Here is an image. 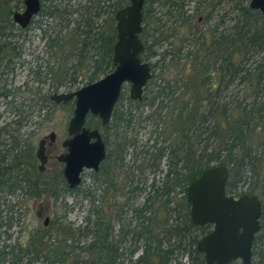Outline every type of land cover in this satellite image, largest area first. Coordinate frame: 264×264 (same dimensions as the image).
<instances>
[{"label":"rangeland","instance_id":"374dc122","mask_svg":"<svg viewBox=\"0 0 264 264\" xmlns=\"http://www.w3.org/2000/svg\"><path fill=\"white\" fill-rule=\"evenodd\" d=\"M4 1L0 0V46H3L0 53V156H6L1 166L9 167V172L6 176L8 180L0 184V264H11L13 252L19 254L20 249L25 251L28 247L25 242L33 234L36 236L41 229L49 228L44 224L45 216H49L53 222L47 230L48 235L59 234V229L62 230L61 234H54L62 246L66 233H72L69 245L73 256L79 253L80 260L91 261L94 254L85 248L93 239L92 235L86 234V229L92 228L102 212L112 222L111 242L119 248V258L114 264H136L145 244L142 241L135 245L131 235L124 239L121 233L122 229L135 231L141 226L142 220L135 211L150 199L149 207L156 209L159 216L160 227L159 230L156 227L155 236L161 237L163 250L165 247L167 249L168 242L161 233L165 230L166 221L169 219L172 225L176 218L171 217V214H163L169 207L163 206L165 199L153 195L152 186L161 187L168 171L170 147L179 142L178 134H171L174 128L170 121L179 113L176 98H180V103L182 99L188 98L182 89V80L191 75V68L189 70L187 65L190 63L189 56L200 50L199 37L208 36L211 39L216 30L217 40L228 36L232 43L237 31L244 27L247 9L255 12L249 8L252 0H172L183 4L184 17L190 19L189 23L176 13L173 17L170 15L167 0H156L152 4L151 18L146 22L143 20V34L146 35L140 37L143 44L152 46L142 57L144 62L150 64L153 75L144 90L146 98L137 106L138 102L130 98V84H126L116 109L119 115L131 112L135 117L134 125L126 128L124 123L118 124L112 119L109 129L101 125L98 127L104 138H108V152L110 145L117 142V137H126L127 140L124 168L110 165L112 159L107 162V167L112 168V175L118 177V190L116 193L110 191L104 198L102 193L106 185L96 181L95 175L98 173L91 170L84 171L78 188L71 191L65 189L66 183L62 176L64 165L58 162L57 157L65 151L62 143L68 138L67 128L73 117L75 103L57 105L51 97L73 93L89 85L90 77L95 73L98 54L91 44L93 40L88 36L91 33L96 38L102 29L112 25L116 28L117 22L111 21L113 8H110L114 0H41L43 10L26 29H21L13 21L14 13L24 9V0H9L8 4H4ZM50 6L57 7L59 13L56 16L44 13ZM101 7L104 14L100 11ZM251 25L256 26V21H251ZM250 29L247 25V30ZM172 32V38L159 40L161 35ZM71 33L77 35V50L73 46L70 49L68 45ZM54 40L69 47L60 49L52 44ZM83 40L86 46L91 44L86 51L80 47ZM210 46L211 40H208L205 45L207 48L203 46V49L207 50ZM220 47L224 48L218 44L216 56H209L201 49L203 59L199 61V70H209L204 77L213 75L214 87L209 84L201 90L203 102L200 111H210L212 103L221 109L226 108L230 114L236 109H243L250 124L248 144L257 158V174L246 176L251 177L247 178L250 183L260 186L255 193L264 206V51H250L243 72L233 77L231 70L226 72L223 69L226 57L220 53ZM80 62L84 67L82 72L76 70ZM262 73L259 89L253 88V84L260 82L257 77ZM108 74L98 75L97 81ZM169 82L170 91L174 93L167 95L170 91L161 88ZM153 97L157 100L151 105ZM216 122L211 118L205 125L198 124L193 129L194 135H201L200 147L206 144L209 149L218 147V138L210 136L209 132L201 134L206 129L211 131ZM94 124L88 126L96 128ZM2 129H5V133H1ZM52 132L58 135L57 141L51 150L45 173H40V162L36 158L39 142ZM171 136L172 140L169 139ZM156 146H165L167 151L158 168L152 166L158 149ZM27 154L29 159H25ZM22 155L25 157L19 166L15 164L16 158ZM225 155L226 152L223 153ZM227 167L231 168L229 165ZM24 174L30 181L33 180V184L24 181ZM101 176L103 180L104 176ZM129 177L133 179V187L139 188L134 194L130 193ZM34 181L39 184L34 186ZM247 185L240 184L238 191L246 190ZM44 188L47 191L42 192ZM52 192L57 198L52 196ZM115 198L117 201L112 202ZM170 198V207H182L183 194L178 188ZM40 212L43 214L42 219L38 217ZM262 225L263 242L255 247L252 264H264V212ZM198 235L200 239L204 236L201 232ZM76 246L82 248L83 252L76 251ZM22 259L16 264L27 263L25 258ZM169 264H191L187 250H175ZM233 264L243 263L236 261Z\"/></svg>","mask_w":264,"mask_h":264},{"label":"trees","instance_id":"16d2710c","mask_svg":"<svg viewBox=\"0 0 264 264\" xmlns=\"http://www.w3.org/2000/svg\"><path fill=\"white\" fill-rule=\"evenodd\" d=\"M156 0H146L144 7V22L151 18L153 14L152 4ZM9 0L4 1V4H8ZM113 4L110 5V8H113V15L111 17L112 23H114L115 15L120 10L129 5V0H114ZM170 9V15L173 17L174 13L178 14L179 17L185 19L186 23H189L190 19L188 17H184L185 13L183 11V4L173 2L172 0H167V3ZM43 10V6H42ZM102 14L105 11L100 9ZM248 16L246 17V21L244 23V27L237 31L236 35L232 43H230V39L228 36H222L218 40V44L220 46H224L221 49L220 53L224 54L226 57V62L223 65V69L228 72V70L232 71V76L237 77V75L241 74L244 70V66L247 60V55L250 51H264V18L260 12L255 11L252 12L247 9ZM49 16H56L59 11L57 7L50 6L45 12ZM10 14V11H9ZM114 17V18H113ZM255 19V20H254ZM251 21H256V26L251 25ZM247 25L250 26V30H247ZM96 38H93L91 33L88 38L92 41V45L97 51V59L95 60V73L92 74L89 80V84L95 83L98 80V75L100 74H108V71L112 72L115 67L113 65V53L114 46L117 42V30L115 26H109L108 29H102ZM73 35V36H72ZM146 35V33H142L141 36ZM77 35L73 33L69 34L68 41L69 46L78 49L77 41L75 39ZM140 36V37H141ZM174 33L167 35H161L160 41H166L168 38H172ZM205 37L202 38V43L204 45ZM84 42V43H83ZM52 44L58 48L69 47L68 45H62L58 40L52 41ZM87 44L86 41H82L81 50L86 51L87 48L91 45ZM145 51H150L152 46H148L144 44ZM3 46H0V53L3 51ZM142 54V57L145 54ZM71 52V50L69 51ZM209 56L213 54V47L210 46L208 49ZM200 54H196L195 52L189 56V64L188 69L191 68V75L182 80V89L185 91L186 95H188L187 100H183L180 103L179 99L177 104L179 108V113L174 115L173 120L170 121L172 123L171 131L172 135L178 134L179 142L174 143L173 147H170V157L168 162V171L165 176V180L163 181L161 187H156L154 184L153 195L155 194L157 197L161 199H165L163 201V206L165 208L169 207L168 210L163 211V214H171V217L174 216L176 221L170 225L169 219L166 221V226L163 235L164 240L168 242L167 249L163 250V242L158 237L155 236L156 227L159 230L160 224L158 223V212L156 209H152L149 207L150 200L140 209H137L136 216L140 220H142L141 226L137 227L135 231H129L122 229L121 235L124 239H126L129 235L132 236V241L135 245L140 242H144L145 248L143 254L137 260L136 264H169L171 262V256L174 254L175 250H187L188 256L191 259V264H206L204 255L197 251V244L199 242L198 232H201L202 235L208 234L211 226L199 227L191 222L190 217V203L187 200L186 189L187 187L199 178L202 173L215 166H231L230 171V180L227 184V194L231 195L233 191L239 187L240 184H250L253 185L249 190V195H255L256 190L260 188L258 183H250L247 178H251L252 176L257 174L256 171V162L257 158L253 155L251 145L248 144V130L250 127L249 122L247 121V117L243 109H236L234 113L230 114L226 108L221 109L212 103L210 107V111L203 113L201 112V104L203 102L202 97L200 96L201 90L211 84V75H204L209 71H205L200 73L199 66L200 60H202ZM80 62L76 66V70H80L81 72L84 70L83 65ZM262 74H259L257 79H259L258 84H253V88L260 87L262 81ZM170 82L164 84L163 91H170ZM259 89V88H258ZM174 93L173 91L169 92ZM146 97H144L145 99ZM143 99V100H144ZM157 98L153 97L150 100L151 105L156 103ZM137 106H140V103H136ZM134 115L131 112H128L126 115H119V110L114 111L113 119L116 123H124L126 128H132L134 125ZM214 118L216 124H214L213 128L210 130H205L201 134H206L209 132L210 136L216 137L219 140V144L217 148L209 149V145H205L204 147H200V142L202 141L201 135H194V128L199 125H205L206 123ZM95 123V124H94ZM175 123L174 127L173 124ZM89 125H95L98 128L101 123L100 120L95 117H89L88 119ZM106 129H109V125H107ZM251 130V128H250ZM126 137L119 136L117 137V142L115 145L111 146L109 150L108 160L111 161L110 165L119 167H124L122 164L125 160L124 154L126 151L127 140ZM172 140V136L169 137ZM175 139V137H173ZM108 141V138L106 137ZM174 141V140H173ZM165 142V140H164ZM157 147V146H156ZM158 148V147H157ZM166 147L158 148L155 151L153 157V167H159V164L166 154ZM226 152V155L223 156V153ZM29 154L27 156H17V165H22V161L25 159H29ZM122 162V163H120ZM212 164H215L213 166ZM13 168V166L11 167ZM111 167H103L102 170L95 175V180L106 185V188L103 190L102 197H106L110 191L117 192L118 188L116 185L117 178L112 175ZM250 174L251 177L246 176ZM104 179H102V176ZM24 181L31 182L33 184V180L30 181L28 176L24 174L22 176ZM128 178V177H127ZM35 182V181H34ZM129 186L131 187L130 193L134 194L138 187H133V179L129 177ZM36 185L37 182H35ZM118 184V183H117ZM34 185V186H36ZM46 185V184H45ZM178 188L181 194H183V205L182 207H170L171 202V194L172 192ZM117 201L115 198L112 202ZM147 214H150L147 217ZM174 214V215H173ZM170 217V218H171ZM111 220L107 219L105 214L99 213V217L97 221L92 225V228L86 229V234L92 235V243L85 248L86 251L94 254V258L91 261L80 260L81 255L79 253H75L73 256V264H114L115 261L119 258V248L117 245L111 242V236L113 227L111 225ZM63 232L59 229L58 233L61 234ZM58 234V235H59ZM161 235V236H162ZM160 236V235H159ZM66 238L68 240L72 239V233H66ZM66 239V241H68ZM260 240V237H259ZM59 243V242H58ZM58 261L59 264H66L68 260L69 253L67 250H63V247L58 244ZM139 248V247H138ZM76 251H82V248L76 246ZM137 251H131V254H134ZM83 252V251H82ZM12 262L11 264H16L18 261H22V258H25L26 264H36L41 262L42 264H55L53 256V250L42 252L39 250L38 246L35 243H31L25 251L20 249V253L16 254L13 252L12 254Z\"/></svg>","mask_w":264,"mask_h":264},{"label":"water","instance_id":"95a60500","mask_svg":"<svg viewBox=\"0 0 264 264\" xmlns=\"http://www.w3.org/2000/svg\"><path fill=\"white\" fill-rule=\"evenodd\" d=\"M146 0H129V5L115 15L117 42L114 46L115 69L103 79L89 84L73 93L55 94L51 100L57 105L75 103L73 117L68 124L69 138L63 143L66 152L58 160L64 164L63 177L70 189L82 183L85 170L100 171L106 158V143L99 129L87 127L89 116L108 125L121 98L123 87L130 84V98L142 102L144 89L152 80V69L142 61L145 46L140 39L143 33V11ZM23 13L16 12L13 21L26 29L42 9L41 0H25ZM249 8L258 11L264 18V0H252ZM56 140V133L48 137ZM46 139L39 142L37 158L40 171L47 163ZM230 171L226 166H215L205 170L186 189L190 203L192 224L214 229L197 244V251L204 255L206 264H232L241 260L252 264V247L260 231L262 202L257 196H242L235 199L227 195Z\"/></svg>","mask_w":264,"mask_h":264},{"label":"flooded vegetation","instance_id":"af4514ba","mask_svg":"<svg viewBox=\"0 0 264 264\" xmlns=\"http://www.w3.org/2000/svg\"><path fill=\"white\" fill-rule=\"evenodd\" d=\"M24 2H25V0H24ZM42 2V1H41ZM43 5V4H42ZM145 7V6H144ZM25 9H26V6H25V4H24V9L21 11V12H19V13H23L24 11H25ZM41 11H42V9H41ZM16 13V12H15ZM40 14V13H39ZM38 14V15H39ZM144 15V14H143ZM37 17V16H36ZM35 17V18H36ZM34 18V19H35ZM33 19V20H34ZM33 20H32V22H33ZM144 20V19H143ZM32 22H31V24H32ZM30 24V25H31ZM29 25V26H30ZM28 26V27H29ZM143 31H144V29H143ZM216 32H217V30L216 31H214L213 33H212V38L211 39H209L208 38V36H204L205 37V42H204V45L203 44H201V41H202V39H201V37H199V42H198V44H199V49L200 50H198L197 51V55L198 54H200L201 55V49H203V46H204V48H207V47H205V45H206V43H207V41L208 40H211V46L213 47V54L211 55V56H216V55H218V40H217V36H216ZM203 38V37H202ZM141 39V38H140ZM203 51H205V53L206 54H209V52H208V49L207 50H205V49H203ZM195 53H196V51H195ZM143 61V60H142ZM144 62V61H143ZM150 65V64H149ZM151 67V66H150ZM200 71V73H203V70H199ZM207 72V71H206ZM207 77V76H206ZM213 81H214V79H213V75H212V77H211V87L213 88L214 87V84H213ZM149 83V82H148ZM145 90V89H144ZM145 92V91H144ZM122 95V94H121ZM143 98H144V96H143ZM138 103H141V102H138ZM116 109V108H115ZM114 115V114H113ZM89 117H91V116H89ZM89 117H88V119H89ZM88 119H87V127H89V128H91V129H99V128H92V127H90V126H88ZM98 119V118H97ZM113 119V118H112ZM100 120V119H99ZM100 123H101V120H100ZM109 125V124H108ZM101 126H103L102 124H101ZM103 127H107V125L106 126H103ZM68 129V128H67ZM100 130V129H99ZM101 132V131H100ZM1 133H5V129H2V132ZM53 133V132H52ZM55 133V132H54ZM67 133H68V131H67ZM102 134V133H101ZM50 135V134H49ZM49 135H47V136H44L42 139H46V151H45V155H46V157H47V163L45 164V170L43 171V172H41L40 171V166H41V163H40V165L38 166V171L40 172V173H45V171H46V169H47V165H48V162H49V159L51 158V150H52V148L55 146V144H56V141H57V137H58V135L56 134V140L54 141V142H52L50 139H48L47 137L49 136ZM103 136V135H102ZM68 138H69V135H68ZM67 138V139H68ZM41 139V140H42ZM103 139H104V141H105V143H106V158H105V160L102 162V164H101V167H100V171L102 170V168L103 167H107V162L109 161L108 160V155H109V152H108V148H107V140H106V138H104V136H103ZM40 140V141H41ZM66 140V139H65ZM64 140V141H65ZM64 141H63V143H64ZM63 143H62V147H63ZM64 148V147H63ZM64 153L66 152V149L64 148ZM64 153H62L61 155H63ZM60 155V156H61ZM60 156H58L57 157V160H58V158L60 157ZM5 155L4 156H0V184H2V183H5L6 181V179L8 178H6V176H8L7 174H8V172H9V167H4V166H1V164L2 163H5ZM36 158H37V153H36ZM38 159V158H37ZM39 161V160H38ZM40 162V161H39ZM58 162H59V160H58ZM59 163H61V162H59ZM61 164H63V163H61ZM123 165H124V163H122ZM3 165V164H2ZM64 165V164H63ZM33 168H34V172H36V169H35V165H33ZM64 168V167H63ZM119 168H124V167H119ZM99 171V172H100ZM62 172H63V170H62ZM98 172V173H99ZM84 173V172H83ZM40 175V174H39ZM62 176H63V173H62ZM64 178V177H63ZM132 178V177H131ZM4 180V181H3ZM8 180V179H7ZM64 180H65V178H64ZM230 180V179H229ZM229 182V181H228ZM65 183H66V180H65ZM228 184V183H227ZM34 185H36V184H34ZM253 185H250V184H248L247 185V189L246 190H244V191H238V187L233 191V193L231 194V195H228V196H230V197H233V198H235V199H239L240 197H242V196H245V195H247V196H250V197H252V196H257L256 194L255 195H249L248 194V192L250 191L249 189L252 187ZM44 187H46V185L44 186ZM254 187V186H253ZM65 189L67 190V191H71L72 189H70L69 188V186L67 185V183H66V186H65ZM75 190V189H74ZM45 192V191H47L46 190V188H44V189H42V192ZM226 191H227V189H226ZM52 194V196L54 197V198H57V195L54 193V192H52L51 193ZM258 197V196H257ZM259 198V197H258ZM260 199V198H259ZM261 201V200H260ZM262 202V201H261ZM262 207H263V212H264V206H263V203H262ZM263 212H262V217H261V220H260V225H261V228H260V231L258 232V234L255 236V239H254V242H253V247H252V254H253V257H254V255H255V252H254V250H255V247L257 246V245H259V244H261L262 242H263V225H262V218H263ZM38 217L40 218V219H42L43 218V214L40 212V213H38ZM45 226H48L49 228L51 227V225H52V220H51V218L49 217V216H45ZM207 226H211V228H210V232L214 229V226L213 225H207ZM48 228V229H49ZM46 229V230H45ZM45 229H41L39 232H37V235L35 236V234H33L32 236H31V239L29 240V241H27V242H25V243H27L26 245L27 246H29L31 243H35V245L36 246H38V248H39V250L40 251H42V252H45V251H49V250H53V253H54V256H53V259H54V262H55V264H59V261H58V252H57V249H58V242L56 241V236L54 235V234H56V233H53V234H50V235H48L47 234V228H45ZM209 232V233H210ZM208 233V234H209ZM56 235H58V234H56ZM207 235V234H206ZM204 237V236H203ZM259 237H260V240H259ZM66 239L68 240V238H66L65 237V239H63V245H62V247H63V250H67V252L69 253V255H68V260H67V262H66V264H73V250H72V247L69 245V241L70 240H68V241H66ZM237 261H241V260H237ZM234 262H236V261H234ZM233 262V263H234ZM252 262H253V258H252ZM41 263V262H40ZM232 263V264H233Z\"/></svg>","mask_w":264,"mask_h":264}]
</instances>
